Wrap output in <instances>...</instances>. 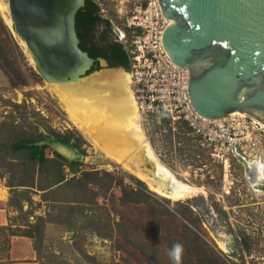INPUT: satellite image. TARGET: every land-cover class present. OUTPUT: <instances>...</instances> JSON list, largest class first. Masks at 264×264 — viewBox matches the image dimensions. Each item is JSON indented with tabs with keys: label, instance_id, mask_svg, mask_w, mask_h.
Instances as JSON below:
<instances>
[{
	"label": "rangeland",
	"instance_id": "374dc122",
	"mask_svg": "<svg viewBox=\"0 0 264 264\" xmlns=\"http://www.w3.org/2000/svg\"><path fill=\"white\" fill-rule=\"evenodd\" d=\"M94 1L103 18L122 28L130 8L145 0ZM0 17L19 49L3 47L9 43L0 35L8 60L5 69L0 65V264H173L167 253L176 243L183 245L181 264L210 259L264 264V179L252 187L235 156L224 168L201 149L184 123L147 115L140 128L152 152L179 180L202 190L174 200L150 189L71 123L23 40L1 12ZM103 70L93 66L87 75ZM102 77L94 94L132 93V75H127L128 90L125 79ZM244 119L253 139L239 147L241 154L264 159V129L253 117ZM31 139L46 145L47 158L58 153L65 160L60 162L63 182L54 166L33 167L27 150H14ZM123 191L131 193L126 204ZM121 215L130 222L118 231L115 223ZM72 224L76 230L69 228ZM184 225L200 239L187 235ZM96 230L110 235L103 238ZM28 233L33 237L24 235Z\"/></svg>",
	"mask_w": 264,
	"mask_h": 264
},
{
	"label": "water",
	"instance_id": "95a60500",
	"mask_svg": "<svg viewBox=\"0 0 264 264\" xmlns=\"http://www.w3.org/2000/svg\"><path fill=\"white\" fill-rule=\"evenodd\" d=\"M6 1L13 31L50 84L81 82L96 61L105 70L124 71L81 49L76 17L86 0ZM159 3L170 21L162 44L175 64L189 70L195 110L213 120L240 111L264 124V0Z\"/></svg>",
	"mask_w": 264,
	"mask_h": 264
},
{
	"label": "bare ground",
	"instance_id": "6f19581e",
	"mask_svg": "<svg viewBox=\"0 0 264 264\" xmlns=\"http://www.w3.org/2000/svg\"><path fill=\"white\" fill-rule=\"evenodd\" d=\"M0 11L5 21L11 25L12 21L6 0H0ZM100 74H103L104 77L102 78H108L116 82L121 78L122 80L125 79L126 89L128 90L127 72L125 74L122 70H103ZM124 75H126L125 78H123ZM98 76L95 74L74 84H50L53 93L65 106L71 123L97 149L101 150L105 157L144 181L155 192L174 200H185L197 195L202 189L179 180L152 152L149 141L146 138L144 139L145 136L140 128L143 115L135 100L132 78V93L128 90V92L124 91L113 97L110 93H97L99 96H106L101 98L96 93L94 94L97 90L95 84ZM87 93L91 94L87 95ZM228 115L240 119L247 116L246 113L240 111H234ZM225 118L226 116L221 119L210 120L221 122ZM254 123L264 129V124L256 118H254ZM236 151L241 157L246 177L252 187L261 184L264 179L263 157L249 158L238 150ZM156 162H158L157 173L164 174L163 178L156 174ZM226 168H229L227 161Z\"/></svg>",
	"mask_w": 264,
	"mask_h": 264
},
{
	"label": "built area",
	"instance_id": "2783aa9c",
	"mask_svg": "<svg viewBox=\"0 0 264 264\" xmlns=\"http://www.w3.org/2000/svg\"><path fill=\"white\" fill-rule=\"evenodd\" d=\"M170 21L164 17L159 0H145L130 8L123 18L121 35L131 61L133 92L143 116L161 119L169 116L181 122L203 151L226 165L234 150L252 141L250 128L243 118L226 116L221 122L200 115L189 96L190 73L173 62L162 44Z\"/></svg>",
	"mask_w": 264,
	"mask_h": 264
},
{
	"label": "trees",
	"instance_id": "16d2710c",
	"mask_svg": "<svg viewBox=\"0 0 264 264\" xmlns=\"http://www.w3.org/2000/svg\"><path fill=\"white\" fill-rule=\"evenodd\" d=\"M98 11L99 8L98 6L94 3V0H86L85 1V6L78 12L77 17H76V29H77V33H78V37L81 41L80 43V47L83 51L87 52L89 54V56L93 59L96 58H103L105 60L108 61L109 66L113 67V68H123L126 71H131V61H130V57L127 53V51L124 48L123 44H114V46L112 47V54L110 55V53L108 52L107 49H105V45L102 44H92V47L88 48L87 47V42H85L84 38L82 37L81 33H80V28L78 27L80 20L82 19L83 16L85 15H89V18L93 20V22L95 21H99V15H98ZM106 23H108L109 27H111V24L109 21H106ZM93 32V29L91 30V33ZM0 35L5 37V39L7 40V43H9L7 46L3 45V47H10L14 48L16 47L15 52H19L18 46L15 45V43L12 40L11 37V33L9 31V29L6 27V25L4 24V22L2 21L1 17H0ZM92 34L86 35V39H92L91 37ZM0 45V65L2 66L3 69H5V67L8 65V60H7V56L5 54V48H3ZM18 77V82L17 83H21L23 84L24 82H20V78ZM15 83V82H14ZM40 140H25L22 144H16L14 146V150L15 151H22V150H27V155H28V160L29 163L33 166V167H37L39 165L43 166V165H50V166H54L56 168V170L61 174V177L59 176V183L63 182L65 180V177L63 175V170H62V165L60 162L65 161L62 156L58 153H56V158L55 159H51V158H47L45 156V148L46 145L40 146L37 143ZM79 163L77 162H70V165H78ZM41 169V168H40ZM72 181V180H70ZM23 185V184H22ZM123 196V202L126 204L128 203L129 197L131 196V193H129L128 191H123L122 192ZM68 223H71L70 220ZM95 222V220H92V223ZM130 220L126 217L121 215L120 216V221L115 223V228L119 231V230H123L126 226L127 223H129ZM76 226V225H75ZM74 224L69 225L70 229H74L76 230ZM184 232L187 235H192L195 236L196 238L200 239L199 236H197L196 233H194L192 230L189 229L188 226L184 225ZM97 235L102 236L103 238H107L109 237L110 233H104L102 232V230H97L94 231ZM12 236H15L16 234L11 233ZM25 236H30L33 237L32 234L28 233V234H24ZM201 264H225L224 262H221L219 260H214V259H210L208 260V262H203L201 261Z\"/></svg>",
	"mask_w": 264,
	"mask_h": 264
},
{
	"label": "flooded vegetation",
	"instance_id": "af4514ba",
	"mask_svg": "<svg viewBox=\"0 0 264 264\" xmlns=\"http://www.w3.org/2000/svg\"><path fill=\"white\" fill-rule=\"evenodd\" d=\"M95 3V1H94ZM96 4V3H95ZM97 5V4H96ZM98 15L100 20L93 22L92 19L89 18V15H85L82 17V19L79 22L78 27L80 28V33L82 37L84 38L85 42H87V47H92V44H102L105 45V49L108 50L110 55L112 54V47L114 44H122L120 35L118 34L116 28L114 25L107 19L103 18V16L100 13V10L98 11ZM106 21H109L111 24V27H109L108 23ZM93 29V32L91 33V30ZM92 34V39H86V35ZM98 59V58H96ZM103 59V58H102ZM105 60V59H104ZM108 67L109 63L107 60H105ZM100 66V63L98 61L95 62L93 66ZM113 68V67H110ZM129 75V73H128ZM130 76V75H129Z\"/></svg>",
	"mask_w": 264,
	"mask_h": 264
},
{
	"label": "clouds",
	"instance_id": "9594fccd",
	"mask_svg": "<svg viewBox=\"0 0 264 264\" xmlns=\"http://www.w3.org/2000/svg\"><path fill=\"white\" fill-rule=\"evenodd\" d=\"M167 254L172 260L173 264H181L183 245L180 243L174 244Z\"/></svg>",
	"mask_w": 264,
	"mask_h": 264
}]
</instances>
